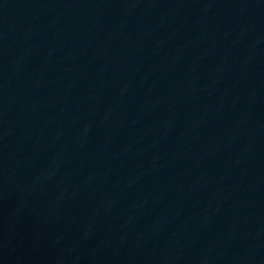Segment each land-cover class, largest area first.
I'll list each match as a JSON object with an SVG mask.
<instances>
[{"label":"water","instance_id":"obj_1","mask_svg":"<svg viewBox=\"0 0 264 264\" xmlns=\"http://www.w3.org/2000/svg\"><path fill=\"white\" fill-rule=\"evenodd\" d=\"M82 264H264V0H150Z\"/></svg>","mask_w":264,"mask_h":264}]
</instances>
